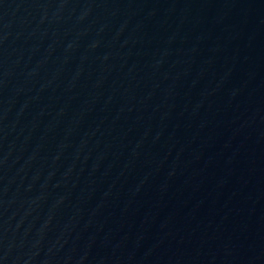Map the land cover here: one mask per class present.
Masks as SVG:
<instances>
[{
  "label": "water",
  "instance_id": "water-1",
  "mask_svg": "<svg viewBox=\"0 0 264 264\" xmlns=\"http://www.w3.org/2000/svg\"><path fill=\"white\" fill-rule=\"evenodd\" d=\"M0 264H264V0H0Z\"/></svg>",
  "mask_w": 264,
  "mask_h": 264
}]
</instances>
